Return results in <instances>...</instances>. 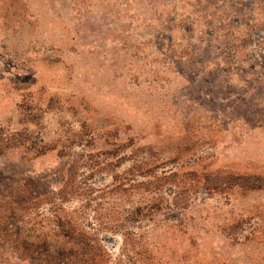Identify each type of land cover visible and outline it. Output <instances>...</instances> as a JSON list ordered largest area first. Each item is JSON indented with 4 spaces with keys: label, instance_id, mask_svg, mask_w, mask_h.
<instances>
[{
    "label": "rangeland",
    "instance_id": "374dc122",
    "mask_svg": "<svg viewBox=\"0 0 264 264\" xmlns=\"http://www.w3.org/2000/svg\"><path fill=\"white\" fill-rule=\"evenodd\" d=\"M135 159L257 186L164 188L121 257L98 223L142 192L100 190ZM71 165L91 191L52 197ZM83 236L111 264H264V0H0V264H93Z\"/></svg>",
    "mask_w": 264,
    "mask_h": 264
},
{
    "label": "trees",
    "instance_id": "16d2710c",
    "mask_svg": "<svg viewBox=\"0 0 264 264\" xmlns=\"http://www.w3.org/2000/svg\"><path fill=\"white\" fill-rule=\"evenodd\" d=\"M130 144H135L131 139ZM119 149L123 150L122 145H116ZM144 149V148H143ZM149 150V149H148ZM150 151V150H149ZM135 152H138L135 150ZM132 164L136 166L138 169H141L140 179H134L131 181V185L128 188L125 187V184L119 181L117 175L114 176L113 183L105 186L102 190V193L115 195V194H123V192H128L129 189L132 191H136V193L142 192L141 197H139L136 203H133L128 209H125L126 214L122 215L118 213V216L109 223H98V229L101 230L102 233H113L114 235H120L122 238V244L120 247V255L121 257H127V246L130 243L131 238H135L137 235L128 227L130 222H136L144 219L147 216H151V212H154L153 209L160 211L162 209L161 202L163 198V189L169 188L170 192L176 195H180V191H184L187 187H195L196 190L201 192L211 194L214 191H217L221 187L228 186L238 187L241 189H255L256 184L251 182L257 180V178H253L251 176H240L234 175L232 173L220 174L219 171H209L207 173H197L192 171L187 173L186 175H190L195 179L194 185H185V183L175 181V177L178 175L177 168L173 167L168 171H163L160 175L157 173L153 174V171L149 169V164L137 161L136 159L132 161ZM131 166V167H134ZM78 168L75 166H69L67 170V177L63 183V185L52 194V197L55 196L57 199H75L78 198L81 194V190H85L86 192L91 191V187L82 186L80 184V176L78 175ZM138 177V178H139ZM259 179V178H258ZM163 183L161 184V182ZM90 188V189H89ZM91 193V192H90ZM103 194V195H104ZM180 212H183L184 207L179 208ZM105 211H114V208L106 209ZM94 213L96 211L93 210ZM116 215V212H113ZM95 221L97 218H93ZM105 224V225H104ZM132 224V223H131ZM92 228L90 225H86V227ZM100 240H91L87 239V237L83 236L81 242H79L78 246H84L83 250L88 258L86 261H91L93 264H111L107 251H104L101 246H99ZM130 247V245H129ZM124 264V263H123Z\"/></svg>",
    "mask_w": 264,
    "mask_h": 264
}]
</instances>
